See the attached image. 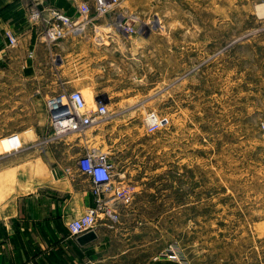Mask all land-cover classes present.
Masks as SVG:
<instances>
[{
	"label": "rangeland",
	"instance_id": "rangeland-1",
	"mask_svg": "<svg viewBox=\"0 0 264 264\" xmlns=\"http://www.w3.org/2000/svg\"><path fill=\"white\" fill-rule=\"evenodd\" d=\"M262 3L119 0L85 24L67 56L75 83L64 90L111 110L88 129L89 145L108 152L131 189L119 220L139 261L173 248L191 264H264ZM38 23L45 31L46 18ZM148 112L160 118L152 131ZM48 131L47 119L27 151L53 144L40 143ZM0 146L20 147L19 134L1 135Z\"/></svg>",
	"mask_w": 264,
	"mask_h": 264
},
{
	"label": "crops",
	"instance_id": "crops-1",
	"mask_svg": "<svg viewBox=\"0 0 264 264\" xmlns=\"http://www.w3.org/2000/svg\"><path fill=\"white\" fill-rule=\"evenodd\" d=\"M32 4L68 14L76 8L75 0H0V136L17 133L21 142L15 149L0 148V264H191L157 255L139 261L131 253L139 244L120 220L99 223L95 237L85 242L82 234L69 233L70 221L93 204L90 178L69 156L75 148H81L78 155L91 148L89 131L53 141L42 152L37 143L28 152L27 142L47 124L46 97L75 83L67 56L77 37L46 42L39 20L30 16Z\"/></svg>",
	"mask_w": 264,
	"mask_h": 264
},
{
	"label": "built area",
	"instance_id": "built-area-1",
	"mask_svg": "<svg viewBox=\"0 0 264 264\" xmlns=\"http://www.w3.org/2000/svg\"><path fill=\"white\" fill-rule=\"evenodd\" d=\"M264 2V0H260ZM77 12L73 15L59 10L55 6H48L47 13L31 10L30 16L34 21L45 17L47 27L40 33L46 42L55 43L66 38L79 37L85 24L93 18L102 17L113 9L119 0H75ZM93 5V14L90 12ZM123 32L132 35L134 29L130 25H123ZM9 44L16 43L15 36L7 34ZM48 112L49 131L41 138L40 143L59 140L71 133L85 134L88 129L110 115L111 110L106 102L96 99L94 107L86 104L80 89L61 90L49 94L45 99ZM160 126V118L154 112L146 115L147 131ZM39 143V144H40ZM77 170L87 175L91 181L93 204L68 224L69 233L73 236L94 231L103 221L116 222L119 220L120 204L131 195V189L123 181L115 177L114 163L108 152L98 147H91L81 152L75 159ZM157 256L182 260L173 248H167ZM86 264H94L88 262Z\"/></svg>",
	"mask_w": 264,
	"mask_h": 264
},
{
	"label": "water",
	"instance_id": "water-1",
	"mask_svg": "<svg viewBox=\"0 0 264 264\" xmlns=\"http://www.w3.org/2000/svg\"><path fill=\"white\" fill-rule=\"evenodd\" d=\"M95 237L94 231H88L80 236V241L85 242L91 240Z\"/></svg>",
	"mask_w": 264,
	"mask_h": 264
},
{
	"label": "bare ground",
	"instance_id": "bare-ground-1",
	"mask_svg": "<svg viewBox=\"0 0 264 264\" xmlns=\"http://www.w3.org/2000/svg\"><path fill=\"white\" fill-rule=\"evenodd\" d=\"M257 12L258 14L264 13V3L260 4V6L257 7Z\"/></svg>",
	"mask_w": 264,
	"mask_h": 264
}]
</instances>
